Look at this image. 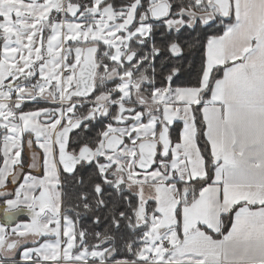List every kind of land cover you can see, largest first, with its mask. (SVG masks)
Segmentation results:
<instances>
[{"label": "snow or ice", "instance_id": "obj_1", "mask_svg": "<svg viewBox=\"0 0 264 264\" xmlns=\"http://www.w3.org/2000/svg\"><path fill=\"white\" fill-rule=\"evenodd\" d=\"M0 216V264H264V0H0Z\"/></svg>", "mask_w": 264, "mask_h": 264}, {"label": "trees", "instance_id": "obj_2", "mask_svg": "<svg viewBox=\"0 0 264 264\" xmlns=\"http://www.w3.org/2000/svg\"><path fill=\"white\" fill-rule=\"evenodd\" d=\"M219 27L220 26H215L214 29L209 31V35L216 34L219 30ZM199 30L200 31H197V30L185 31V33H184L185 39L189 40L190 42H203L205 40V34H204V31L202 29H199ZM201 33H202V35H201ZM202 53H203V49H201L199 47H197L196 49L193 50V56L191 57V59H193V61L197 63V67H198V62H199V59H200ZM81 226L87 227V228H95L96 227L95 225L92 224V222L90 220H83L81 222ZM97 230H99V229H97Z\"/></svg>", "mask_w": 264, "mask_h": 264}, {"label": "rangeland", "instance_id": "obj_3", "mask_svg": "<svg viewBox=\"0 0 264 264\" xmlns=\"http://www.w3.org/2000/svg\"><path fill=\"white\" fill-rule=\"evenodd\" d=\"M21 217H23V216H19V217H18V220H22ZM2 219H3L2 216H0V221H2ZM13 238H14V237H13Z\"/></svg>", "mask_w": 264, "mask_h": 264}, {"label": "flooded vegetation", "instance_id": "obj_4", "mask_svg": "<svg viewBox=\"0 0 264 264\" xmlns=\"http://www.w3.org/2000/svg\"><path fill=\"white\" fill-rule=\"evenodd\" d=\"M215 27V26H214ZM214 27L212 28V29H214ZM212 29H210L209 31H211ZM197 31H200L199 29H196ZM201 35H202V33H201ZM22 219H23V217H21Z\"/></svg>", "mask_w": 264, "mask_h": 264}]
</instances>
